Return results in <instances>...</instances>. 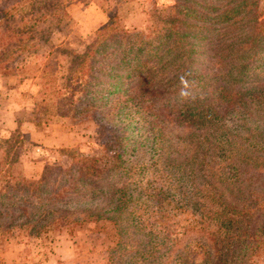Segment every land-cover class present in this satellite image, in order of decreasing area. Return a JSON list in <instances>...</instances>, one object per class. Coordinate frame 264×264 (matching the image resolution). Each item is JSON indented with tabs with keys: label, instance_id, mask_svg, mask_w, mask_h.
Segmentation results:
<instances>
[{
	"label": "rangeland",
	"instance_id": "1",
	"mask_svg": "<svg viewBox=\"0 0 264 264\" xmlns=\"http://www.w3.org/2000/svg\"><path fill=\"white\" fill-rule=\"evenodd\" d=\"M254 4L258 6L259 19L264 20V0H0V145H5L6 139L20 140L13 149L18 159L10 166L16 182L25 178L37 181L43 170L49 168L52 182L58 181L59 175L71 166L70 159L60 153L62 148L109 159L112 154L121 153L128 164L157 159L147 179L158 190L166 189L175 195L173 206L179 202L187 208L180 212L163 204L167 211L149 216V224H154L151 233L157 241L161 242L166 234L174 237V229L181 226L189 229L193 238L201 237L203 231L197 230L198 226L201 228L200 207L205 208L204 212L220 210L221 206L213 200L223 194L227 202H253L258 208L250 223L255 237L249 239L251 247L245 252L250 263L264 264V97L247 99V103L229 111L219 109L215 125L195 127L176 123L167 113L161 121L148 114L146 106L153 102L144 104L141 98L132 99V94L125 92L129 79H124L126 72L135 69L144 58L165 55L160 51L162 48L166 52L173 48L183 51L178 38L182 35L181 28L187 25H181V21L195 23L192 11L199 13L206 5L221 7L220 12L234 9L240 14L239 21L247 23L253 13L245 8L255 7ZM111 17L109 28H116L120 34L124 29L126 33L116 37L108 32L98 46L115 48L114 56L119 57L110 68L100 67L97 60L100 70L92 68L86 74L85 84L77 81L63 86L67 69L61 52L49 49L46 44L35 54L24 53L20 47L31 35L27 30L49 26L52 29L49 44L85 57L98 30ZM255 21L251 28L255 27ZM22 27L25 32L21 41L17 30ZM257 53L264 54V45ZM172 56L173 51L166 59ZM47 58L54 63L48 70L60 87L58 96H52L51 102L56 99L52 106L46 101L49 97L40 92V75ZM164 60L160 58L159 64ZM112 90L115 92L111 93ZM197 91L211 96L212 86L208 84ZM118 94L128 101L117 98ZM45 102L49 104L46 112ZM155 120L158 125L154 126ZM112 144L117 149L111 150ZM182 188H186L188 196L180 191ZM185 195L188 199H184ZM255 198L258 200L254 203ZM104 203L109 207L112 204L99 198L92 206L93 211ZM89 204L68 212L77 214ZM210 220L206 219L205 231L218 227L219 220ZM22 222L23 219L0 217V264H131L130 255L136 256L133 264L153 263L151 256L135 254L144 241L140 229L139 235L125 234L122 237H128L125 243L117 246L112 238V225L98 229L99 222L70 224L38 232L39 225L22 226ZM165 254L157 252L154 264L160 259L158 264H178ZM187 262L209 264L198 254Z\"/></svg>",
	"mask_w": 264,
	"mask_h": 264
},
{
	"label": "trees",
	"instance_id": "2",
	"mask_svg": "<svg viewBox=\"0 0 264 264\" xmlns=\"http://www.w3.org/2000/svg\"><path fill=\"white\" fill-rule=\"evenodd\" d=\"M245 9L253 13L247 23L244 20L239 21L240 14L234 9L220 12L221 7L206 5L199 13L194 11V14L192 11L195 23L181 21V25H187L186 28H181L182 35L178 38L183 51L173 48L166 52L165 48H162L160 51L165 55L157 57L154 54L151 58H144L135 69L124 75V79H129L125 92L131 93L132 99L141 98V103L153 102L147 104V113L157 120L161 121L167 113L176 123L195 127L215 125L219 109L221 112L229 111L231 107L247 103V99L264 97V54L257 53L264 45V20L259 19L257 5ZM210 12L212 14H209ZM112 19L113 17L98 30L96 39L85 57H78L49 44L52 30L49 26L41 28L40 25L37 29L27 30L31 35L24 41L20 38L25 29H18V39L22 41L20 47L24 53L35 54L46 44L49 49L61 52V59L65 62L63 66L67 69L63 75V86L77 81L85 84L88 81L86 74L92 68L99 67L97 60L100 67L104 65L110 68L119 57L114 56L115 48L108 50L107 46H98L108 32L116 37L126 33V30L121 28V34L116 33V28H109ZM254 20L256 25L252 29ZM248 29H251L250 33L245 34ZM13 30L12 28L11 32ZM167 37L170 36L165 35V38ZM29 38L31 42L27 41ZM172 51V58L166 59ZM160 58L165 59L161 64ZM125 59H128L127 54ZM56 62L58 63L57 59L55 64ZM52 67L54 63L47 58L43 63V74L40 75V92L48 96L46 101L50 102L53 101L54 94L55 98L58 96L60 88L55 85V76L52 72L49 73L48 69ZM146 69L148 71L145 72ZM181 78L187 83L186 89ZM208 84L212 86V95H201L197 89H204ZM182 89L187 91L186 96L181 95ZM117 98L123 97L118 94ZM54 102L50 103L51 106ZM48 105V102H45L44 111L49 110ZM157 120L154 126L158 125ZM153 141L155 142L154 137ZM16 143L19 144L20 140L15 137L4 140L5 145H0V217H12L14 221L23 219L20 224L22 226L39 225L38 232L60 229L70 224L77 226L99 222L98 229H106L108 225H112V238L117 246L125 243L128 238H122L125 234L139 235L140 229L144 241L141 243L142 248L140 249V246L135 250V254L144 258L151 256L152 264L158 258L155 256L157 252H166V258L176 259L178 264H187L193 254L202 255L205 263L209 264H253L249 262L245 252L251 247L249 239L255 237L250 223L256 217L257 213L254 211L258 208L253 206V202L230 203L223 199V194H219L220 197L213 201L218 202L220 210L204 212L205 208L200 207L201 228L198 226L197 230L203 231L201 237L193 238L189 235V229L181 226L174 229V237L169 238L166 234L159 242L152 236L151 228L154 224H149V216L167 211L163 204L171 205L169 209H180V212L187 208L185 203L179 202L173 206L175 195L168 193L166 189L158 190L147 179L149 171L157 165V159H152L150 163L128 164L122 159L121 153L112 154L109 159L82 154L72 148H62L60 153L70 159L71 166L64 168L66 170L59 175L58 181L52 182L49 168L43 170L37 181L25 178L23 182H16L10 171L11 164L18 159L15 150L13 152ZM113 145L115 144L109 148L117 149ZM3 165L6 167L4 172L1 169ZM185 190L186 188L180 189L187 195ZM186 195L184 199H188ZM202 195L206 196V193L202 191ZM99 198L112 202L111 206L104 203L93 211L92 206L96 205ZM254 200L255 203L258 199ZM86 204L89 205L82 207L77 214L68 212ZM206 219H211L210 222L219 220L217 229L205 231L204 224L208 222ZM135 257L129 256L131 264L134 263Z\"/></svg>",
	"mask_w": 264,
	"mask_h": 264
},
{
	"label": "clouds",
	"instance_id": "3",
	"mask_svg": "<svg viewBox=\"0 0 264 264\" xmlns=\"http://www.w3.org/2000/svg\"><path fill=\"white\" fill-rule=\"evenodd\" d=\"M181 82H182V84H184V89H186L187 88V83L184 81L183 78H181ZM184 89L181 90V95L186 96L188 93Z\"/></svg>",
	"mask_w": 264,
	"mask_h": 264
}]
</instances>
